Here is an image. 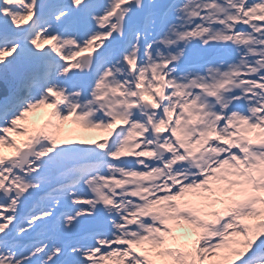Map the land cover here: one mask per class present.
Segmentation results:
<instances>
[{
  "label": "snow or ice",
  "instance_id": "obj_1",
  "mask_svg": "<svg viewBox=\"0 0 264 264\" xmlns=\"http://www.w3.org/2000/svg\"><path fill=\"white\" fill-rule=\"evenodd\" d=\"M0 264H264V0H0Z\"/></svg>",
  "mask_w": 264,
  "mask_h": 264
},
{
  "label": "rangeland",
  "instance_id": "obj_2",
  "mask_svg": "<svg viewBox=\"0 0 264 264\" xmlns=\"http://www.w3.org/2000/svg\"><path fill=\"white\" fill-rule=\"evenodd\" d=\"M91 135H100L99 133H93V134H91Z\"/></svg>",
  "mask_w": 264,
  "mask_h": 264
}]
</instances>
